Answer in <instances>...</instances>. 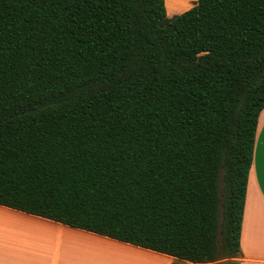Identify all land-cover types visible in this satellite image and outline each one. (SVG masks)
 <instances>
[{
	"label": "trees",
	"instance_id": "trees-1",
	"mask_svg": "<svg viewBox=\"0 0 264 264\" xmlns=\"http://www.w3.org/2000/svg\"><path fill=\"white\" fill-rule=\"evenodd\" d=\"M166 7L0 0V205L237 264L264 0Z\"/></svg>",
	"mask_w": 264,
	"mask_h": 264
},
{
	"label": "crops",
	"instance_id": "crops-1",
	"mask_svg": "<svg viewBox=\"0 0 264 264\" xmlns=\"http://www.w3.org/2000/svg\"><path fill=\"white\" fill-rule=\"evenodd\" d=\"M183 1H187V7L185 9H188L196 0ZM181 11H184V9ZM3 210L9 212H3ZM36 221L43 223V225ZM48 223L63 228L65 230L64 232L68 236L70 235V237L102 240L106 244H117L120 248L123 246L122 248L130 247L136 250H142L140 252L135 251L145 254L148 258L154 254L161 261L162 258L164 260L166 259V264H171L174 261H181L183 264H206L180 260L167 254L121 242L90 231L0 205V224L2 225V232L5 238L10 235V237L17 238V236H21V238L29 239L30 234H34L35 238L36 235L38 236L41 233L55 234L57 236L62 235L63 229L58 228L54 230L51 227L52 230H47ZM239 246L240 254L231 260L236 261L237 264H264V108L258 115L255 129L252 160L247 176L243 205ZM27 248H30V245L27 243L0 241V264H63V256L37 255L34 251L26 250ZM114 250L117 249L114 248ZM156 263L158 264L157 261Z\"/></svg>",
	"mask_w": 264,
	"mask_h": 264
},
{
	"label": "rangeland",
	"instance_id": "rangeland-1",
	"mask_svg": "<svg viewBox=\"0 0 264 264\" xmlns=\"http://www.w3.org/2000/svg\"><path fill=\"white\" fill-rule=\"evenodd\" d=\"M166 1V11L167 15L170 17L174 14L181 13L180 10L187 7V1L183 0H165ZM3 212H9L3 210ZM35 221V220H34ZM38 222V221H36ZM43 225V223L38 222ZM47 230L58 229L59 227L53 224H47ZM52 227V228H51ZM63 229V228H59ZM63 229L61 236L55 234H44L41 233L34 238V234H30L29 239L21 238V236L16 237H4L2 232V225L0 224V241L3 242H22L30 245L27 248L28 251H34L37 255H51V256H63V264H131L130 256L127 254L128 250H136L133 248H120L117 244H106L102 240H88L86 238L70 237ZM34 233V232H31ZM21 238V239H20ZM127 247V246H125ZM116 248L117 250H114ZM119 250V251H118ZM142 251V250H136ZM144 252V251H143ZM142 254V253H140ZM153 255V257H151ZM149 259H143L141 264H157L156 261L162 264H166V259L152 254ZM147 257V256H146ZM68 258V259H67ZM67 259V260H66ZM74 259V262H73ZM139 263V264H140ZM213 264H223L221 261H217Z\"/></svg>",
	"mask_w": 264,
	"mask_h": 264
},
{
	"label": "bare ground",
	"instance_id": "bare-ground-1",
	"mask_svg": "<svg viewBox=\"0 0 264 264\" xmlns=\"http://www.w3.org/2000/svg\"><path fill=\"white\" fill-rule=\"evenodd\" d=\"M127 254L130 256V261L128 262H131V264H139L140 262H142L143 259H149L148 257H146L145 254H140L139 252H136L135 250H130Z\"/></svg>",
	"mask_w": 264,
	"mask_h": 264
}]
</instances>
